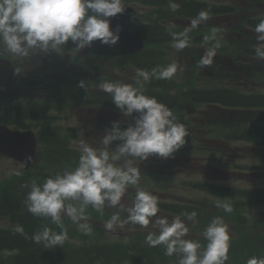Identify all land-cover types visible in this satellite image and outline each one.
<instances>
[{
    "label": "clouds",
    "instance_id": "clouds-1",
    "mask_svg": "<svg viewBox=\"0 0 264 264\" xmlns=\"http://www.w3.org/2000/svg\"><path fill=\"white\" fill-rule=\"evenodd\" d=\"M126 0H0V48L20 58H30V53L39 50L45 55L49 51L64 50L71 41L74 49L81 51L91 47L95 41L114 46L120 40L121 27L110 28L111 18L123 14ZM169 8L175 12L179 5L169 0ZM210 10H202L181 32H173V47L183 50L190 44L189 33L210 18ZM258 35L255 57L264 61V19L254 28ZM206 51L201 57V67L212 65L221 40L217 29L203 37ZM183 71L178 62L153 68L150 72L137 69V77L147 82L152 78L171 80ZM85 88V83L80 82ZM99 89L110 94L111 101L125 117L138 113L134 124L122 129L113 122L110 129L99 139L101 147H93L85 140L79 141V159L71 170L65 169L48 177L43 184L30 182L24 204L35 216L50 218L61 231L47 227L33 236L37 244L46 247L61 246L68 239L62 217H68L78 225L80 231L91 235L93 227L88 223L86 209L91 206L103 215L105 207L114 208L110 219L104 223L108 231L123 228L126 223L151 230L146 236L150 247L163 245L166 256L176 255L178 264H226L230 248L229 227L223 218L214 217L202 235L206 245L185 239L189 232L187 221L198 223L196 211L185 212L171 219L158 216V197L140 187L141 164L151 156L170 158L185 144L188 131L177 120L173 112L145 95L141 87L124 82H104ZM119 142L112 148L114 142ZM30 159V158H29ZM19 175V172L15 173ZM135 188L130 204L123 201L127 190ZM216 207L225 213L233 211L231 199H218ZM120 213H126L121 220ZM154 218V219H153ZM246 264H264V256H251Z\"/></svg>",
    "mask_w": 264,
    "mask_h": 264
},
{
    "label": "trees",
    "instance_id": "trees-1",
    "mask_svg": "<svg viewBox=\"0 0 264 264\" xmlns=\"http://www.w3.org/2000/svg\"><path fill=\"white\" fill-rule=\"evenodd\" d=\"M179 5V9L173 12L169 8V0H126L125 4L133 3L146 6L148 10L136 17V28L134 33L143 36L147 42L157 43L160 48L163 43H173V32H181L184 27H168L164 21L173 19L195 18L202 10H210L211 15L232 13V7L220 6L217 4L193 1L174 0ZM141 22H145L144 28L139 27ZM241 27V26H239ZM231 29V33H240V28ZM214 28L207 25L198 26L193 29V37L190 43L203 45V37L211 34ZM248 40V37H244ZM224 41V40H222ZM239 44L237 47L228 43H221L217 52L224 54L237 61L241 56L253 54L250 47ZM75 45L69 41L64 50L74 51ZM102 51L93 50L87 57L76 63L84 67L83 70L99 73L101 65L97 62L110 58L108 67L119 69L127 63L135 69L149 71L165 65L162 61L161 52H142L129 59L123 60V50L115 46L103 47ZM197 52L193 53V64L188 66L189 74L181 82L174 80L149 82L147 84V94L155 97L158 102L165 104L169 109L177 111L185 105L215 104L226 108H256L258 111L244 112L239 116V121L232 122L228 126L225 124L219 128V123H215L213 129H217V135L224 139L245 140L256 146L264 147V94H243L232 84H219V80L212 82L213 85L205 86L199 82L198 57ZM120 61H119V60ZM95 60V61H94ZM231 74H234V68ZM251 79L264 81V68L262 72H257ZM108 81V79H103ZM198 82L201 84L199 86ZM228 82L233 83L229 77ZM170 93H175L170 97ZM181 93V94H180ZM67 102H75L77 95L70 91L64 92ZM103 101L96 100V104ZM48 109L38 110L39 115L18 117L21 111L11 113L6 111L0 116V123L15 126L20 129H28L32 126L26 125L28 119H38L42 123L36 125L37 138L42 148V155H39L33 169L27 172L18 171L5 179L0 184V218L7 220L10 224L8 228L0 227V264H178L176 255L166 256L163 245L150 247L145 241L144 233H137L132 238L125 241H112L104 232L102 224L110 219L111 213L106 208L103 215L91 206L86 209V216L93 227L91 235L84 234L79 230L68 217L63 216L62 222L67 229L68 239L61 246L46 247L44 243L37 244L33 236L42 231L45 227L59 232L61 229L53 224L50 218L38 217L30 213L25 204L28 188L23 185L30 182L43 184L45 180L62 173L65 169L71 170L76 166L80 151L70 146L71 130L55 128L52 125L53 117L46 114ZM16 112V111H15ZM246 118V120L244 119ZM246 121H252L253 126L247 125ZM180 122L183 119L180 118ZM231 126V127H230ZM229 127V130H227ZM186 142V139H185ZM198 188L213 197L210 210L190 207H171V213L179 215L185 212L196 211L198 213L194 230L203 233L209 222L214 217H221L228 227L234 229V236L230 238V248L226 264H246L251 256H264V185L251 189L237 188L231 186H210L206 183L194 184ZM231 199L233 211L225 213L223 209L216 207L218 199ZM252 207H259L263 213H253ZM168 210V208H166ZM198 241L202 246L206 245V240L192 239ZM75 241V242H72Z\"/></svg>",
    "mask_w": 264,
    "mask_h": 264
},
{
    "label": "rangeland",
    "instance_id": "rangeland-1",
    "mask_svg": "<svg viewBox=\"0 0 264 264\" xmlns=\"http://www.w3.org/2000/svg\"><path fill=\"white\" fill-rule=\"evenodd\" d=\"M216 3H235L238 5L247 4L245 0H210ZM136 7H138L136 5ZM145 11L144 8L138 7V12ZM232 19L225 18H211L208 20L209 24L212 26L221 27L222 30L229 28L227 26V22H231ZM52 51H49L47 54H52ZM12 55V54H11ZM48 55V56H49ZM75 56L78 54L74 53ZM15 56L13 55V58ZM19 59V58H16ZM61 59L66 60L68 56L65 53L61 52ZM168 59L173 62L176 61L180 65V63L185 61L184 55H180L179 52L173 50H169ZM187 61V60H186ZM180 71L177 72V74ZM213 72V71H212ZM215 76H212L208 83H212ZM126 77L125 82L131 84ZM96 82L99 85V82L92 81V83ZM193 113L190 114V118L200 119L201 115H198V112L205 111L208 109L201 108H191ZM204 114V113H202ZM68 119L63 120V124L65 126L74 127L76 129L77 137L73 141L72 145L76 148H79V141L81 139L85 140L93 147H101L99 139H101L105 133L99 129V122L101 121H109L104 118H96L94 121L87 122L88 116L84 112H80L75 108H71L66 112L65 118ZM91 117V115L89 116ZM97 123V126L92 123ZM61 124V122H60ZM202 129L208 131L207 127L204 125ZM201 128L193 127V130L197 133H200ZM97 134L95 135V132ZM197 133H193L188 136L190 139L197 136ZM202 139L199 138L195 141H191L185 144L182 148L179 149L178 154H174L172 157L163 159L156 156V158L150 157L146 162L141 164L142 170H149L153 173H161V174H169L171 175L166 182L168 186V190L164 192H157L156 190H160V187L155 188V184L159 181H164L162 177L155 176L151 179H140V186L144 188L146 191L157 192L159 193V197L164 201V199L170 201H185L192 203H200L208 205L212 202V198L201 191L190 189L185 187L184 183L191 182H210L215 184H224L228 186H235L239 188L251 189L256 186L264 185V149L254 150L248 148L246 145L238 144V148L236 151H231L228 153L222 152H201L202 149ZM196 142V143H195ZM195 143V144H194ZM194 144V145H193ZM231 148L235 146V144L229 145ZM244 147V148H243ZM230 148V149H231ZM114 147L110 148L111 151ZM181 158L186 159L182 161ZM235 166L239 167H249L248 170H235ZM20 166L16 163L12 162L8 159L0 158V183L5 179L11 177L16 171H18ZM238 172V173H237ZM239 172H242L239 174ZM144 174V173H143ZM147 187H144L146 186ZM151 186V187H148ZM136 189L127 192L123 201L127 204H130L135 196ZM159 200V199H158ZM113 214L117 210L114 208L106 207ZM253 213H263V210L259 207H252L251 210ZM121 220L126 219V213H120ZM154 219V218H153ZM88 222V221H87ZM189 227V232L184 237L185 239L194 238L198 235V232L193 230L191 224L186 223ZM0 226L8 227V223L5 220L0 219ZM103 230L107 233V237L109 240H118L121 239L123 241L127 240L129 236L134 233H148L151 230V223L147 228H142L138 225H132L131 223H126L123 228H117L115 231H108L104 228V224H102ZM234 233V229L229 227L230 236Z\"/></svg>",
    "mask_w": 264,
    "mask_h": 264
},
{
    "label": "water",
    "instance_id": "water-1",
    "mask_svg": "<svg viewBox=\"0 0 264 264\" xmlns=\"http://www.w3.org/2000/svg\"><path fill=\"white\" fill-rule=\"evenodd\" d=\"M135 15L132 7L126 6L123 14L111 18L110 28L115 29L118 25L121 27L120 40L116 44L129 53H134L143 48L142 39L131 34L129 30L133 26L131 17ZM12 75L10 76V74ZM17 74L13 75V71L7 61H0V86H5L14 81ZM138 113H133L129 117L130 123L134 124ZM35 138L31 132H19L16 130H8L4 126H0V153L3 156L12 158L25 167H29L35 155ZM30 158V159H29Z\"/></svg>",
    "mask_w": 264,
    "mask_h": 264
},
{
    "label": "flooded vegetation",
    "instance_id": "flooded-vegetation-1",
    "mask_svg": "<svg viewBox=\"0 0 264 264\" xmlns=\"http://www.w3.org/2000/svg\"><path fill=\"white\" fill-rule=\"evenodd\" d=\"M246 5L253 7V9L251 11L253 14H261V13H264V0H252L251 3L246 4ZM38 58L39 59L41 58V54H39ZM255 60H256V58H253V57H250L249 58V61H255ZM29 63H30V67L33 69L34 68L33 63L32 62H29ZM44 64L45 65L49 64L51 66V69L53 70L52 73L48 74V78L53 81L52 84H54V81L55 80H61V77H65V71H64L63 67H61V61H58V60H55V59H49ZM250 65L251 66H254V63L251 62ZM96 76H97V74L91 76V78L92 77H96ZM9 88L11 90L12 89H14L15 91L17 90L16 85H13V86H11ZM48 88L49 87L46 86V89L45 90H48ZM4 90L5 89H0V116H2V113H3V111H2L3 109L1 108V105L4 102V98H7V95H6V93H5ZM25 93H28L32 97L31 99H34V96H40L41 95V94H34V88L33 87L26 88L25 89ZM49 97L50 96L48 94H46L43 98H49ZM12 101L17 102L18 99L17 98H13ZM80 112H85V110L82 108V110L80 109ZM86 115L88 116V119L86 120L87 122H89V120L90 121H94L96 118L99 117L100 111H98V110L96 112H91L90 111ZM90 115H91V117H89ZM206 115L208 116V114H206ZM102 117L106 118L108 116H107V114H104V115H102ZM114 117H115L114 115L111 116V118H114ZM199 122L201 124H203L204 123V120L203 119L202 120H199ZM92 124H95V122L92 123ZM93 132H95V135L97 134V131H94L93 130Z\"/></svg>",
    "mask_w": 264,
    "mask_h": 264
}]
</instances>
